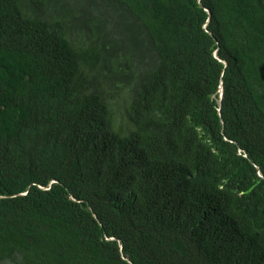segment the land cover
<instances>
[{"label": "trees", "instance_id": "16d2710c", "mask_svg": "<svg viewBox=\"0 0 264 264\" xmlns=\"http://www.w3.org/2000/svg\"><path fill=\"white\" fill-rule=\"evenodd\" d=\"M0 264H264V0H0Z\"/></svg>", "mask_w": 264, "mask_h": 264}, {"label": "water", "instance_id": "95a60500", "mask_svg": "<svg viewBox=\"0 0 264 264\" xmlns=\"http://www.w3.org/2000/svg\"><path fill=\"white\" fill-rule=\"evenodd\" d=\"M222 91V90H221Z\"/></svg>", "mask_w": 264, "mask_h": 264}]
</instances>
